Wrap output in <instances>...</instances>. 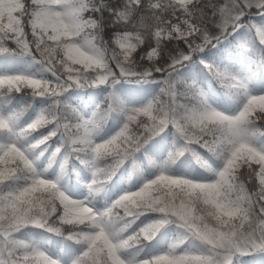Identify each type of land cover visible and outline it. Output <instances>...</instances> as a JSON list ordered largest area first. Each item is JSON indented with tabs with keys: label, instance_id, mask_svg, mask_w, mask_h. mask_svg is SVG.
I'll list each match as a JSON object with an SVG mask.
<instances>
[{
	"label": "snow or ice",
	"instance_id": "snow-or-ice-1",
	"mask_svg": "<svg viewBox=\"0 0 264 264\" xmlns=\"http://www.w3.org/2000/svg\"><path fill=\"white\" fill-rule=\"evenodd\" d=\"M0 264H264V0H0Z\"/></svg>",
	"mask_w": 264,
	"mask_h": 264
}]
</instances>
